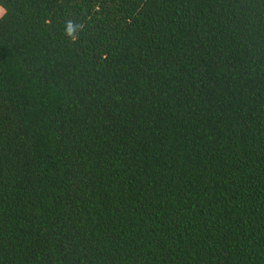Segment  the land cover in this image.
Returning a JSON list of instances; mask_svg holds the SVG:
<instances>
[{"label":"trees","instance_id":"trees-1","mask_svg":"<svg viewBox=\"0 0 264 264\" xmlns=\"http://www.w3.org/2000/svg\"><path fill=\"white\" fill-rule=\"evenodd\" d=\"M0 8V264H264V0Z\"/></svg>","mask_w":264,"mask_h":264},{"label":"rangeland","instance_id":"rangeland-1","mask_svg":"<svg viewBox=\"0 0 264 264\" xmlns=\"http://www.w3.org/2000/svg\"><path fill=\"white\" fill-rule=\"evenodd\" d=\"M1 15H2V10H1V8H0V17H1Z\"/></svg>","mask_w":264,"mask_h":264}]
</instances>
